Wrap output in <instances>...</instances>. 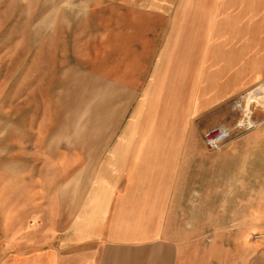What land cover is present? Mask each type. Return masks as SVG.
<instances>
[{"label":"crops","instance_id":"crops-1","mask_svg":"<svg viewBox=\"0 0 264 264\" xmlns=\"http://www.w3.org/2000/svg\"><path fill=\"white\" fill-rule=\"evenodd\" d=\"M48 29L27 71L0 57V264H260L264 119L219 152L191 122L264 79V0H103Z\"/></svg>","mask_w":264,"mask_h":264},{"label":"rangeland","instance_id":"rangeland-1","mask_svg":"<svg viewBox=\"0 0 264 264\" xmlns=\"http://www.w3.org/2000/svg\"><path fill=\"white\" fill-rule=\"evenodd\" d=\"M102 2L103 0H0V57L16 58L24 55L27 71L31 67L30 63L33 62V58L39 54L41 42L46 41L50 35L49 25L57 23L69 27L74 19L78 21L82 19L88 6L92 3ZM74 15L78 17H74ZM40 27L43 29L42 32H40ZM147 85L148 82L145 87ZM149 99H153L150 109L163 119L167 114L166 105L177 104L176 98L172 97L158 96ZM247 112L255 123H260L264 119V79L250 86L239 96L218 104L210 111L194 116L191 122L192 135L201 137L204 141V134L208 130L223 128L231 133L232 139L248 136L255 132L260 125L245 134H239L235 131V126ZM86 116L82 120L81 126L88 124L90 117L88 116L86 119ZM146 123L147 120H143L142 129ZM151 124L160 135H165L167 127L171 125L160 119L156 124ZM73 126L77 125L73 124ZM233 160L236 164L234 158ZM239 161L240 158L237 162ZM249 167L255 169L253 172L259 175L253 174V176L248 177L247 186L250 191H255L258 188L263 194L262 197L260 196V240H262L264 239V175L260 176V173L264 174V157L261 160L260 156L251 159ZM217 179L219 186L223 178L218 175ZM227 227L230 228L224 224H217L213 228L218 231ZM260 242L263 244L260 251V264H264V241Z\"/></svg>","mask_w":264,"mask_h":264},{"label":"built area","instance_id":"built-area-1","mask_svg":"<svg viewBox=\"0 0 264 264\" xmlns=\"http://www.w3.org/2000/svg\"><path fill=\"white\" fill-rule=\"evenodd\" d=\"M259 125L260 123L253 122L251 116L245 113L244 118L235 126V131L239 134H245L256 129ZM230 135L231 133L223 128L210 129L204 134L205 145L212 152L220 151L232 139Z\"/></svg>","mask_w":264,"mask_h":264},{"label":"bare ground","instance_id":"bare-ground-1","mask_svg":"<svg viewBox=\"0 0 264 264\" xmlns=\"http://www.w3.org/2000/svg\"><path fill=\"white\" fill-rule=\"evenodd\" d=\"M248 113V112H247Z\"/></svg>","mask_w":264,"mask_h":264}]
</instances>
